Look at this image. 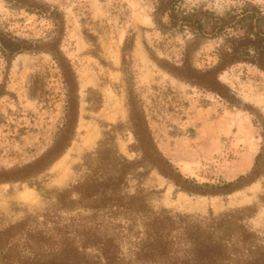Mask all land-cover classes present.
Instances as JSON below:
<instances>
[{
  "label": "rangeland",
  "instance_id": "obj_1",
  "mask_svg": "<svg viewBox=\"0 0 264 264\" xmlns=\"http://www.w3.org/2000/svg\"><path fill=\"white\" fill-rule=\"evenodd\" d=\"M246 5L264 15V0H0V230L13 228L0 264L67 247L97 256L111 239L128 261L148 213L205 229L227 217L231 242L244 225L264 244V72L230 65L216 86L224 96L180 78L186 59L214 67L226 37L174 27L168 15ZM10 36L35 47L11 54ZM59 59L76 78L74 126ZM132 114L192 182L176 185L154 166L161 157L144 156ZM260 153L261 174L248 182ZM242 176L228 194L193 192L194 180Z\"/></svg>",
  "mask_w": 264,
  "mask_h": 264
},
{
  "label": "trees",
  "instance_id": "obj_2",
  "mask_svg": "<svg viewBox=\"0 0 264 264\" xmlns=\"http://www.w3.org/2000/svg\"><path fill=\"white\" fill-rule=\"evenodd\" d=\"M168 15L174 27L180 29L188 27L194 32L210 29L213 36L226 37L227 46L218 54V62L214 67L199 70L191 67L186 59L181 68L183 73L178 74L180 78L224 96L226 94L217 90L216 86L220 85L219 74L230 65L246 62L257 66L264 72V15L260 8L246 5L241 10L227 13L224 16H215L211 12H206L204 15L211 17L208 20L197 12L178 13L175 8L169 11ZM8 38L9 41L2 40V45L4 44V49L11 54L35 47L28 44L27 40L11 36ZM58 61L66 88L67 124L74 126L78 118L76 78L70 66L65 65L61 59ZM132 120L134 134L144 156L161 157L160 163H154L158 171L178 186H182L184 182H192L185 178L170 160L160 154L146 124H143L145 121L133 114ZM51 151L53 150L48 151L44 156L50 154ZM260 157H262L261 153L258 154L248 182L252 181V176L261 174ZM244 179L246 177L242 176L238 182L230 181L217 186L208 183L199 184L194 180L193 185L196 191L193 190V192L228 194L238 189L240 186L237 183ZM203 187L207 190H203ZM228 224L229 218L224 217L220 220H212L208 229H205L200 224L191 223L186 218L176 219L172 216L148 213L142 237L135 244L133 256L128 261L123 256L120 246L114 242V239H111L94 246L99 252L97 256L87 254L85 246L81 247L83 250L67 247L59 254H52L44 262L36 258L29 264H264V244H258L255 234L248 231L244 225L236 231L234 237L237 240L231 242V235L226 228ZM12 229L0 230V250L3 249V242L9 240Z\"/></svg>",
  "mask_w": 264,
  "mask_h": 264
}]
</instances>
